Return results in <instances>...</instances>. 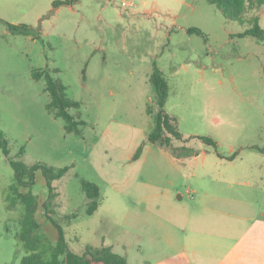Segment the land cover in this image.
<instances>
[{
	"label": "rangeland",
	"instance_id": "1",
	"mask_svg": "<svg viewBox=\"0 0 264 264\" xmlns=\"http://www.w3.org/2000/svg\"><path fill=\"white\" fill-rule=\"evenodd\" d=\"M107 2L83 0L75 11L62 6L55 13L48 0H0V130L10 158L69 167L52 182L56 196L50 206L71 251L111 246L128 264H136L162 251L153 246L161 243L165 224L191 208L186 188L196 186V175L229 178L236 207L263 201L264 209V194L242 183L264 171L259 163L264 152L245 148L264 147V40L235 36L254 20L264 28V5L248 9L240 22L224 18L205 0H154L148 5L150 20L132 21L123 19L132 7L121 10L119 0ZM169 19L203 35L173 33L168 41L157 27ZM5 22L27 24L33 34L12 33ZM154 63L164 66L168 84L164 109L184 135V140L173 138L172 145L195 150L187 159L146 140L156 112L148 80ZM34 69H48L66 86L67 96L80 103L81 135L66 132L64 121L46 110L50 96L44 80L32 78ZM192 134L211 137L221 155H231L230 148L240 155L234 161L219 158ZM140 145V156L132 160ZM83 180L99 189L92 214L86 213ZM13 183V168L0 149V264H19L25 254L15 237L23 206L12 202ZM28 191L37 197L41 231L53 238L56 229L42 206L48 192L40 171L31 189L18 188ZM178 191L184 199L177 198Z\"/></svg>",
	"mask_w": 264,
	"mask_h": 264
},
{
	"label": "trees",
	"instance_id": "2",
	"mask_svg": "<svg viewBox=\"0 0 264 264\" xmlns=\"http://www.w3.org/2000/svg\"><path fill=\"white\" fill-rule=\"evenodd\" d=\"M213 4L220 14L229 20L243 21V15L248 9H254L264 5V0H205ZM59 4H69L68 0L53 2V6ZM7 28L12 33H19L23 35L33 34L32 28L27 24H14L5 22ZM187 32L203 35V32L196 27L187 28ZM250 35L258 40H264V28H262L256 20L253 24L245 29L243 32L237 33L236 36L242 37ZM58 71V69H54ZM32 78L35 80H44V90L49 94L50 100L46 104V110L54 117L61 118L64 121V130L68 133L81 135L83 126L85 125L80 113V103L67 96L66 86L59 78L51 75L48 69H34L32 70ZM148 80L152 86L154 94V102L156 112L153 117L152 130L147 134L146 140L154 145L171 148L173 154L179 156L172 148V139L184 140L183 135L176 126L174 117L170 116L164 109L166 99L168 97V84L160 70V68L153 64L152 70L149 74ZM73 109V113L69 112ZM194 137L201 140L208 146H211L218 157H224L227 160H232L237 156V151L229 156H222L216 150V142L209 136L195 135ZM248 149L258 150L264 152V147L251 145ZM0 149L8 158L10 166L14 171V182L11 185L12 192L16 194L12 197V202L17 200L23 206V214L20 218V228L15 234L16 239L25 250V254L21 257L19 264H91L92 262H102L103 264H128L126 258L114 252L111 246H101L99 248H88L84 253L78 254L68 248L65 240L63 228L55 221L51 215V201L56 196L52 182L62 177L68 170V166L54 168L43 164L26 165L20 161L9 157L8 143L3 132L0 130ZM184 155L189 156L190 153L187 148L182 147ZM142 145H140L132 156V160L140 156ZM21 152V150H20ZM40 171L45 180L47 189V199L43 202L45 217L54 226L57 232V238L51 242L47 235L41 231L40 224L35 218V212L38 207L37 197L30 191L22 193L18 192L20 186H25L31 189L35 181V173ZM82 190L87 199L86 213L92 214L98 206L99 189L98 186L87 180L81 182ZM8 208H10L8 206Z\"/></svg>",
	"mask_w": 264,
	"mask_h": 264
},
{
	"label": "crops",
	"instance_id": "3",
	"mask_svg": "<svg viewBox=\"0 0 264 264\" xmlns=\"http://www.w3.org/2000/svg\"><path fill=\"white\" fill-rule=\"evenodd\" d=\"M48 1L53 5V2L65 0ZM68 1L69 4L53 6L54 12L57 13L62 6H67L71 11H75V5L80 6L83 2V0ZM132 1L135 3V6L131 14L126 17L123 16V19L126 18V20L134 21L145 18L146 20H150V13L153 10L152 8H148V5L154 0ZM114 4H116V2ZM81 17H85L83 12L81 13ZM174 26L177 27L173 28ZM190 27L179 25L177 20L173 19L171 21L167 20V23H159L157 29L165 31V39L169 41L173 33L183 32L185 34H192L187 32V28ZM157 66L159 68L161 67L160 70L164 75V66ZM204 68L206 67L201 65V67L197 69L202 71ZM147 99L145 103V114L148 111L147 103L151 104L153 102V96ZM166 112L174 117L176 121L173 114H170L167 110ZM195 135L198 134H192L191 137ZM182 147L187 148L190 153L195 152L193 148H188L184 145L180 146V148H176L172 145V148L176 149L175 152L179 153V156L172 153L173 156L183 157L185 159L192 156H185L183 154L184 150L181 149ZM245 148H247V146ZM229 151L230 153L235 152L233 148H230ZM240 152L241 151H239L237 156L240 155ZM201 153L202 155L205 154L204 151ZM204 157L205 156H203V158ZM236 157L231 161H234ZM222 159L226 158L223 157ZM176 160L178 163L184 162L182 158H177ZM189 163L195 164L193 162ZM259 163L260 166H264V160ZM192 174L193 173H191V175ZM260 175L263 177L258 180ZM260 175L255 178H247V180H244L242 183H244L247 188L264 194V171L260 173ZM194 179L196 180V186L189 185L186 188V193L193 199L191 208L179 210L177 215L174 214V220H171L172 222L165 224L163 227L161 243L153 246L155 248H161L162 251L156 252L157 254L151 258H142L136 262V264H264L263 201L262 203L256 201L255 203L257 205L255 203H253L255 205H251L249 204L251 202H248L245 205L239 204L236 207L238 198L234 196L237 194L232 192V180H227L229 178L220 180L208 174L206 176L196 175ZM214 182L218 184H214ZM184 196L182 191L177 192V198L179 200L184 199ZM49 231L52 232V228L49 229ZM46 233L47 232H45V234ZM55 236L50 238V236L47 235L51 242L56 240L57 232ZM91 264L103 263L95 261Z\"/></svg>",
	"mask_w": 264,
	"mask_h": 264
},
{
	"label": "built area",
	"instance_id": "4",
	"mask_svg": "<svg viewBox=\"0 0 264 264\" xmlns=\"http://www.w3.org/2000/svg\"><path fill=\"white\" fill-rule=\"evenodd\" d=\"M108 2H116L117 0H106ZM135 3L132 0H119V7L121 10H128L131 7L133 8Z\"/></svg>",
	"mask_w": 264,
	"mask_h": 264
}]
</instances>
